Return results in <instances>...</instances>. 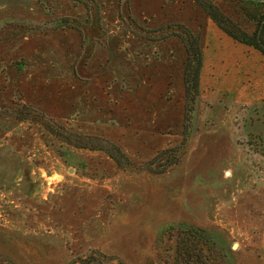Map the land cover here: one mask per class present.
Returning a JSON list of instances; mask_svg holds the SVG:
<instances>
[{
    "label": "rangeland",
    "instance_id": "1",
    "mask_svg": "<svg viewBox=\"0 0 264 264\" xmlns=\"http://www.w3.org/2000/svg\"><path fill=\"white\" fill-rule=\"evenodd\" d=\"M177 23L200 37L199 95L184 156L155 175L141 166L182 138L186 55L159 30ZM22 105L133 166L0 113V259L159 264L168 230L190 228L225 264H264V58L192 0H0V109Z\"/></svg>",
    "mask_w": 264,
    "mask_h": 264
},
{
    "label": "trees",
    "instance_id": "2",
    "mask_svg": "<svg viewBox=\"0 0 264 264\" xmlns=\"http://www.w3.org/2000/svg\"><path fill=\"white\" fill-rule=\"evenodd\" d=\"M192 1L233 42L256 50L264 58V0H224L233 6L236 17L234 14H228L212 0ZM63 23L68 24V19L63 20ZM160 29L170 30L168 36L177 37L185 51L183 71L185 105L180 142L158 151L152 159L141 166V169L155 175L164 174L177 165L186 152L191 115L199 95V78L203 60L200 37L190 28L177 23ZM0 113L18 122L38 124L47 133L71 148L104 153L120 170L133 166L123 150L110 140L104 137H86L73 133L30 106L1 108ZM167 234V240L173 244L158 253L159 264H225V256L209 236H198L190 228L169 229ZM0 264L12 263L0 259ZM68 264H113V261L100 250H93L88 254L77 256ZM117 264L123 263L118 262Z\"/></svg>",
    "mask_w": 264,
    "mask_h": 264
}]
</instances>
